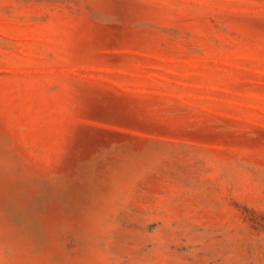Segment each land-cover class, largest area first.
I'll return each instance as SVG.
<instances>
[{
  "label": "rangeland",
  "instance_id": "1",
  "mask_svg": "<svg viewBox=\"0 0 264 264\" xmlns=\"http://www.w3.org/2000/svg\"><path fill=\"white\" fill-rule=\"evenodd\" d=\"M0 264H264V0H0Z\"/></svg>",
  "mask_w": 264,
  "mask_h": 264
},
{
  "label": "water",
  "instance_id": "2",
  "mask_svg": "<svg viewBox=\"0 0 264 264\" xmlns=\"http://www.w3.org/2000/svg\"><path fill=\"white\" fill-rule=\"evenodd\" d=\"M86 134L88 135V144L92 145L93 147L94 146L98 147L109 143L111 137L115 135L104 131H93V130H88Z\"/></svg>",
  "mask_w": 264,
  "mask_h": 264
}]
</instances>
